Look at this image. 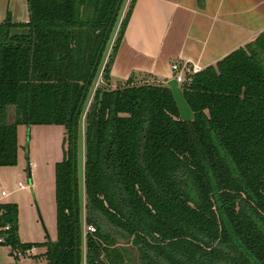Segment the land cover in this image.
<instances>
[{
  "label": "trees",
  "instance_id": "16d2710c",
  "mask_svg": "<svg viewBox=\"0 0 264 264\" xmlns=\"http://www.w3.org/2000/svg\"><path fill=\"white\" fill-rule=\"evenodd\" d=\"M118 1L28 0L27 23L0 24V166L18 163L19 125L66 129L56 239L21 242L17 204L0 203L3 243L45 247L34 256L48 264H83L74 155ZM135 1L85 115L86 264H264V31L180 84L194 112L184 120L167 83H112Z\"/></svg>",
  "mask_w": 264,
  "mask_h": 264
},
{
  "label": "crops",
  "instance_id": "0c3cea01",
  "mask_svg": "<svg viewBox=\"0 0 264 264\" xmlns=\"http://www.w3.org/2000/svg\"><path fill=\"white\" fill-rule=\"evenodd\" d=\"M29 20L28 0H0V24L6 21L27 23ZM120 24L112 35V44L109 42V55ZM263 31L264 0H136L111 68L112 83L116 85L128 79L135 83H167L173 77V63L199 65L204 69L253 41ZM109 55L106 59L105 53L99 71L101 76ZM102 83L103 77L98 86ZM34 126L19 125L20 148L23 146L22 134L32 131ZM63 136H66V129ZM5 167L0 166V172ZM24 187V183L23 186L18 183L17 189ZM2 190L7 195L0 193V203H13L7 199L9 191ZM4 240L5 236L0 232V243L5 244ZM40 248L45 252V247H35L31 256L41 254ZM11 254H15V248Z\"/></svg>",
  "mask_w": 264,
  "mask_h": 264
},
{
  "label": "rangeland",
  "instance_id": "374dc122",
  "mask_svg": "<svg viewBox=\"0 0 264 264\" xmlns=\"http://www.w3.org/2000/svg\"><path fill=\"white\" fill-rule=\"evenodd\" d=\"M129 3V0H125L117 27L127 12ZM111 44L112 42H110ZM109 51L110 47L106 52V59ZM101 78L100 72L91 88L85 112L81 117L76 144L75 156L77 159V180L83 230V264H86L85 236L89 226L85 219L87 202L85 186V113L93 100L94 91ZM64 131V126L60 125H36L32 131H24L22 134L23 146L20 148L17 165L6 166L0 172V193L3 188L7 189L9 191L7 199H11L18 206V236L21 242L41 243L49 239L55 240L57 237L55 166L57 162L62 161L64 149L68 146L67 143L64 145V138L66 137L63 136ZM19 182H23L25 187L17 189ZM30 187H33V192ZM11 251L12 247L10 245L0 243V263L8 264L11 260L12 264H48L44 256H31L29 250L23 251L21 248H15V254L13 255ZM43 251L44 249H39L40 253Z\"/></svg>",
  "mask_w": 264,
  "mask_h": 264
},
{
  "label": "water",
  "instance_id": "95a60500",
  "mask_svg": "<svg viewBox=\"0 0 264 264\" xmlns=\"http://www.w3.org/2000/svg\"><path fill=\"white\" fill-rule=\"evenodd\" d=\"M121 1L122 0H119L118 3H117L116 10H115V13L113 15L112 20L114 19L115 15H116V13H117V11L119 9ZM108 33H109V31H107V33H106V37L104 39V43L102 45V49L100 50L99 55L97 57L95 65H94L93 72H94V70H95V68H96V66L98 64L101 52H102V50L104 48V45H105V42L107 40ZM93 72H92V74H93ZM167 84L169 85V87L171 88V90L173 92L174 98H175V100H176V102L178 104V107H179V111H180L181 117L184 120L193 119L194 118V112H193L192 108L190 107L189 103L187 102V100L185 98V95H184V92H183L182 88L180 87L179 83L177 82V80L175 78L169 79ZM88 86H89V81H88V83H87V85L85 87V90H84V93H83L82 100H81L80 106L78 108V111L80 110L82 102H83V100L85 98ZM74 157H76V156L74 155ZM31 191L32 192L34 191L33 187H31ZM74 200H76V183H74ZM75 216L77 217V208H75ZM78 250H79V246L77 245V254H78ZM77 264H78V261H77Z\"/></svg>",
  "mask_w": 264,
  "mask_h": 264
},
{
  "label": "built area",
  "instance_id": "2783aa9c",
  "mask_svg": "<svg viewBox=\"0 0 264 264\" xmlns=\"http://www.w3.org/2000/svg\"><path fill=\"white\" fill-rule=\"evenodd\" d=\"M171 69L173 72V77L177 80L179 85L181 83H184L186 81H191L192 80V75L200 72L203 68L200 67L199 65H188V64H181V63H173L171 65ZM19 186H23L22 182H19ZM7 192L5 190L1 191V196H6ZM4 230L9 229V225H6L3 227ZM95 228L93 225L88 226V231H94ZM3 239V237H2ZM31 252V255L35 252V247L33 246L32 248L28 249ZM26 250V251H28Z\"/></svg>",
  "mask_w": 264,
  "mask_h": 264
}]
</instances>
